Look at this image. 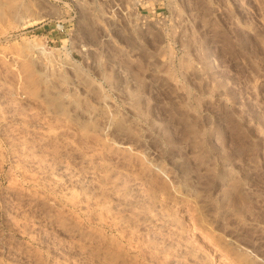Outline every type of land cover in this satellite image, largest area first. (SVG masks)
Here are the masks:
<instances>
[{"label":"rangeland","instance_id":"374dc122","mask_svg":"<svg viewBox=\"0 0 264 264\" xmlns=\"http://www.w3.org/2000/svg\"><path fill=\"white\" fill-rule=\"evenodd\" d=\"M0 264H264V0H0Z\"/></svg>","mask_w":264,"mask_h":264}]
</instances>
